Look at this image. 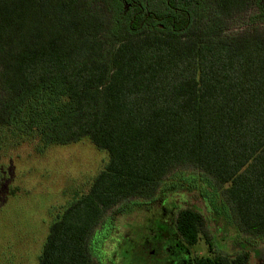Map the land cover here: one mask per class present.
<instances>
[{
	"label": "trees",
	"instance_id": "1",
	"mask_svg": "<svg viewBox=\"0 0 264 264\" xmlns=\"http://www.w3.org/2000/svg\"><path fill=\"white\" fill-rule=\"evenodd\" d=\"M252 9L246 27L229 30ZM8 128L40 147L88 139L109 155L50 224L38 264H153L148 242L164 230L187 248L200 234L213 246L206 214L185 207L96 260L109 213L186 182L201 181L207 205L240 234L264 238V0H0V151Z\"/></svg>",
	"mask_w": 264,
	"mask_h": 264
},
{
	"label": "rangeland",
	"instance_id": "2",
	"mask_svg": "<svg viewBox=\"0 0 264 264\" xmlns=\"http://www.w3.org/2000/svg\"><path fill=\"white\" fill-rule=\"evenodd\" d=\"M255 12L252 9L233 19L229 30L246 27ZM3 134L10 137L12 144L0 151V264H38L50 224L77 196L88 192L109 155L88 139L40 147L37 141L18 138L9 128ZM202 184L186 182L183 189L176 192L169 189L155 201L135 206L130 213L118 214L119 210L109 213L108 216L114 217L112 229L103 243V224L98 228L102 238L97 251L101 258L96 260H103V253L107 260L115 252L114 242L119 237L143 241L150 236L152 232L147 225L164 216V207L174 210L175 215L181 208L192 207L206 214L214 236L211 246L200 234L198 243L191 247L193 255L212 257L250 250V264H264V238L240 234L233 224L227 223L221 213L207 205L200 192Z\"/></svg>",
	"mask_w": 264,
	"mask_h": 264
},
{
	"label": "flooded vegetation",
	"instance_id": "3",
	"mask_svg": "<svg viewBox=\"0 0 264 264\" xmlns=\"http://www.w3.org/2000/svg\"><path fill=\"white\" fill-rule=\"evenodd\" d=\"M129 8L130 6L127 5V9ZM171 8L178 12L177 8ZM151 14H153V12L148 13V16ZM157 16L154 15L153 17L157 18ZM163 213L164 216L161 217L162 222L172 223L175 217V211L164 207ZM163 232H165V230ZM162 233H160L158 237H152V240L148 242L153 264H195L194 258L196 255L192 254L191 248H187L178 241L174 243L173 241H168V236Z\"/></svg>",
	"mask_w": 264,
	"mask_h": 264
}]
</instances>
